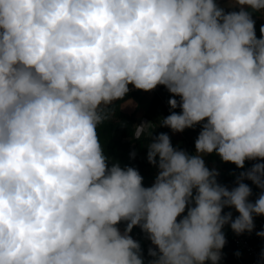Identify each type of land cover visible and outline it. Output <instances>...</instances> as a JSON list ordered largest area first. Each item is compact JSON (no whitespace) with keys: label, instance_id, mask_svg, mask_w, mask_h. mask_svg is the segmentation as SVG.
<instances>
[{"label":"clouds","instance_id":"clouds-1","mask_svg":"<svg viewBox=\"0 0 264 264\" xmlns=\"http://www.w3.org/2000/svg\"><path fill=\"white\" fill-rule=\"evenodd\" d=\"M227 6L239 11L216 0H0V264H145L137 226L155 246L148 264H218L226 225L254 230L264 163L229 190L204 160H264V26L257 38L252 18L264 0ZM129 85L173 97L158 125L132 130L147 134L150 187L98 134L114 102L135 106ZM197 125L194 154L153 136ZM245 179L262 190L254 203Z\"/></svg>","mask_w":264,"mask_h":264},{"label":"crops","instance_id":"crops-1","mask_svg":"<svg viewBox=\"0 0 264 264\" xmlns=\"http://www.w3.org/2000/svg\"><path fill=\"white\" fill-rule=\"evenodd\" d=\"M216 2L224 7L226 12L229 11H239V8H232L227 6V0H216ZM252 18L255 21V32L257 38H260V28L264 26V11L259 13H253ZM173 98L172 95L167 91L164 86H157V88L150 92L142 91L139 96L130 97L134 101L135 106L124 107L122 112L127 115L134 116L136 120V125L141 124L142 122H152L153 124H159V120L162 117L168 116L172 109L168 104V100ZM179 99L178 97H176ZM124 102H122L120 108L122 107ZM176 112H180V109H175ZM150 129L149 131H151ZM201 131V125H197L195 128L186 129L182 133H173L171 129L166 127L157 126L153 131V136L159 135L161 132L167 133L171 138V143L173 147L177 149H182L190 154L195 153V140L197 139L199 132ZM144 139L140 142L136 147V152L142 156H147V134L141 137ZM205 163L209 169L215 168L219 171L220 175L217 177L218 182L222 185H225L231 190L236 185V177L239 176L240 172L247 171L250 169L255 163H264V160H246L244 169H239L236 165L232 163H225L221 161V159L215 154H209L204 157ZM157 168L150 165L142 170L139 173L143 177V184L145 187H150L154 183V178L157 175ZM244 183L248 184L252 190V195L249 197L250 202H255L258 196L261 193V189L258 188L255 184L250 180H244ZM232 212L233 219L239 215L238 212L234 208H225L224 212ZM186 214V212L184 213ZM183 215V214H182ZM258 216H254L256 218ZM182 217H178V220ZM121 232H123L126 227V222H122L118 225ZM223 232L226 238V244L222 249V258L218 262V264H249L248 259L243 254L239 253L232 245L231 242V228L229 225H226L223 228ZM134 240L140 242V244H147L152 247H155L151 244V241L148 240L145 234L141 231V229L137 226L134 227L132 232L130 233ZM236 253L240 255L237 256ZM145 264H148V261L152 258L148 256H143ZM205 264H211L210 261H206Z\"/></svg>","mask_w":264,"mask_h":264},{"label":"trees","instance_id":"trees-1","mask_svg":"<svg viewBox=\"0 0 264 264\" xmlns=\"http://www.w3.org/2000/svg\"><path fill=\"white\" fill-rule=\"evenodd\" d=\"M129 88L130 92L127 98L139 96L142 92L134 89L131 85H129ZM122 102H114V114L109 121L98 127V134L105 151L110 157L119 161L122 166H131L140 171L150 166L147 162V156L142 157L135 150V147L144 139L138 141L133 138L132 130L135 127L136 120L134 116L122 112L120 108ZM132 152L136 153L135 157L131 156ZM150 247L152 246L141 244L143 256H148Z\"/></svg>","mask_w":264,"mask_h":264},{"label":"built area","instance_id":"built-area-1","mask_svg":"<svg viewBox=\"0 0 264 264\" xmlns=\"http://www.w3.org/2000/svg\"><path fill=\"white\" fill-rule=\"evenodd\" d=\"M255 228L251 233L237 235L231 230V242L233 247L246 256L249 264H264L261 253L264 252V237L256 233L264 231V216L254 218Z\"/></svg>","mask_w":264,"mask_h":264}]
</instances>
